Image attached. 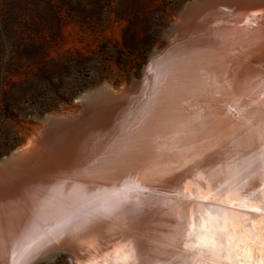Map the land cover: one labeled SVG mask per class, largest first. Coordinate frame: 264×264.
Returning <instances> with one entry per match:
<instances>
[{"label":"snow or ice","instance_id":"snow-or-ice-1","mask_svg":"<svg viewBox=\"0 0 264 264\" xmlns=\"http://www.w3.org/2000/svg\"><path fill=\"white\" fill-rule=\"evenodd\" d=\"M256 15L250 14L244 24L254 25ZM215 35L229 39L226 34ZM206 51L189 40L173 39L167 59H157L149 66L150 93L129 105L118 135L83 167L55 173L50 184L34 185L28 193L32 216L22 229H6L0 223V264H31L62 237H100L109 224L119 230L118 238L111 246L102 241L109 250L99 258L95 253L89 255L85 264H264V77L238 85L242 91L232 97L225 113L243 121L247 128L239 138L243 151L235 140L229 143V136L208 133L221 119L213 109L208 110V116L197 112L153 120L157 104H165L172 113L182 111L178 104L181 96L209 86L199 59ZM211 86L221 87L215 77ZM223 86L232 87L228 80ZM242 99L250 103L239 107ZM161 136L167 141L164 153L155 146ZM189 137L196 143H187ZM102 138H92L91 148L84 150L95 152ZM215 157L219 159L213 164ZM128 168L136 169L135 174L124 175L108 188L81 182L107 178ZM181 168L202 180L206 190L193 196L183 176L173 178L175 187L170 191L153 189L142 179L162 177ZM200 172H206L207 179ZM66 185L70 189L66 190ZM189 200L205 205L198 224L182 211ZM159 205L168 207L175 219L169 243L164 246L141 227L146 210ZM3 207L0 203V209ZM95 242L91 240L87 247L93 248Z\"/></svg>","mask_w":264,"mask_h":264},{"label":"bare ground","instance_id":"bare-ground-1","mask_svg":"<svg viewBox=\"0 0 264 264\" xmlns=\"http://www.w3.org/2000/svg\"><path fill=\"white\" fill-rule=\"evenodd\" d=\"M241 3L242 4L238 8L240 11L239 14H236V17L234 16L235 18L230 17L229 21H227L228 25H226L229 28H232L234 25L237 26L236 29L233 30L235 32L233 33L234 35L232 34L234 36L232 41L231 39L228 41V44H231V48H239L247 42V40H243V35L250 37L252 40H256L258 35H264V18H258L264 14V0H242ZM252 13L257 14L253 17L255 24L251 26L245 25L244 20ZM191 22L192 21H189L184 29H182L185 30L188 28V33L186 31V33H184L183 36H180L179 39L189 40L192 46L208 50L204 52L199 58L202 63L204 59L207 58V56L210 58L216 50L223 47L226 43L224 44V40L217 38L215 35V33H217L221 27H215V21H210L211 25L209 26L212 27H207L202 30L198 28L193 29V27H191L193 23ZM177 23H181L180 18L177 19ZM182 30L180 34L183 32ZM177 75H181V70H177ZM257 77L264 76L257 75ZM204 90L205 88L199 92H195L193 95L181 96L178 101L180 109L183 111L184 101L187 99V97H198L204 92ZM94 95H91L88 101L81 100L80 111L78 113V116H80L82 112H85L84 110H86L88 106H90L88 108H91L93 112L95 110L104 109L103 112L100 111L98 115L96 114V118H94L93 121L87 120L85 124L81 125H66L60 122H53L52 119H55L56 116H49L45 120L46 122L44 121V125H42L41 128L37 130V134L34 136L36 139L31 138L29 140L28 145L25 148L27 150L30 149L29 154L21 158H14L13 156L14 159L12 158L11 162H6V159L3 162L0 161V203L4 204L3 209H0V223H3L6 229L12 228L15 231H19L24 227L25 223L31 219L33 204L29 199L28 193L34 185L50 184L53 182V176L55 173L62 171L70 172L74 168L83 167L81 166L83 163L82 161L86 154L89 153V151H85L84 149L86 147L91 148L90 140L97 137L98 135L105 136V130L99 128H102V124L106 121L107 117L114 113L112 110L107 111L105 109L113 108L117 101L111 100V97L113 96V89H111L108 85L104 86ZM253 99H258V97H253ZM245 102L247 104L250 103L249 100L242 99L239 107H244L245 105L243 106V104H245ZM161 105L160 106L162 108L159 107V110H157L156 114L162 117H167V111L169 114H171L169 110L166 111V108L168 109L166 105H163V103ZM250 110L251 109H249V111ZM180 113L181 111L173 113L171 118H183V113ZM154 117L158 116L155 115L153 118ZM161 119L157 118L156 121H162ZM245 131H247V128L244 127L243 121H236L235 119L229 122L227 130V133H230L229 137L231 138L229 143L231 140H235L237 144L241 146V151H243L244 145L243 141L239 138L242 137ZM233 133L235 135H233ZM212 151L216 152L219 151V149H213ZM205 155L208 156L211 155V153H206ZM216 159H219V157L214 158L213 164L215 163ZM133 171L134 172L131 174L134 175L136 169ZM189 173H187L188 178L194 179L195 182L190 180L188 187L192 189L194 188L193 190H195L197 193L205 191L207 186L203 183V181L200 180L194 173ZM200 175H203L205 179H207L206 172H200ZM94 179L95 178L82 179L81 182L91 186L92 180ZM110 179L113 181L115 179L119 180V176H111ZM65 188L66 190L70 189V185H66ZM204 207L205 206L196 207L195 211L193 209L190 211V215L187 214L192 219L193 223H199V215L203 211ZM152 211L149 213L155 214V212H157ZM163 215L164 214H161L160 217H164ZM146 221L147 219L142 217V229L143 226H145ZM174 223L167 224L162 218H159L157 221H155V227L158 229L156 230V234L152 235L158 245L164 246L169 243L168 234L170 231H165V229H167V226L172 228ZM119 234L120 232L118 229L109 225L106 228L104 235L100 237H83L78 240L65 236L56 243H53L47 248L43 249L37 256H47L54 258L58 256V254H56V252L49 253L51 249H62L64 247L72 246L73 253L75 252L74 254L76 255L74 257L75 264H85V260L89 255L95 253L96 257L99 258L104 252L109 250V248L106 247L105 243L102 241L107 242V244L111 246L113 239H115L116 235ZM148 236L151 238V235ZM93 239L96 241L95 245L93 248L89 249L87 247L88 242ZM36 260L37 259H33L31 264H35Z\"/></svg>","mask_w":264,"mask_h":264},{"label":"water","instance_id":"water-1","mask_svg":"<svg viewBox=\"0 0 264 264\" xmlns=\"http://www.w3.org/2000/svg\"><path fill=\"white\" fill-rule=\"evenodd\" d=\"M241 1L242 0H194L183 7V9L177 14L174 22L163 32L162 45L159 47V49L156 50L155 48L151 52V54L147 59L146 64L142 69L140 77L132 80L125 87L113 89V96L111 97V100H116L117 102L115 103L113 108L110 107L111 109L106 108L105 110L107 111L112 110L114 113H112L109 117H107L106 121L102 124V128H99L105 130V136H102L103 138L99 141V143L96 144L95 152H89L88 154H86L85 158L82 161L83 163L81 164V166H84L88 162V160L92 158L93 155H98L103 150L104 146L108 144L112 139H114L116 135H118L120 131V121L128 112L129 105L133 102V100L139 99L142 94L147 95L148 93H150L152 86V74L148 71L149 66L153 65L154 61H156L157 59L160 58H163L165 60L167 59V54L169 50L172 48L173 39L183 36V34L186 33V31L188 33V28L182 30L188 24V22L192 21L191 23L193 24L191 27H193V29L198 28L202 30L207 27L208 28L212 27L209 26L211 25L210 21L211 20L215 21L216 22L214 25L215 27L219 28L221 26L220 29L217 31V33L226 34L229 37V39H231L232 41L234 37L233 33L235 32L233 30H235L237 26L234 25L232 28H229L226 25H228L227 21H229L230 17H234V16L236 17V14H239L240 11L238 8L242 4ZM207 17L210 19H208ZM178 18H180L181 20L180 24L177 23ZM258 18L261 19L264 18V14H262ZM181 30L183 31L182 34H180ZM229 39L224 40V44L225 43L226 44L220 49L216 50L210 58L207 56V58L204 59V61L202 62V66L205 69L203 75L207 77L209 86L205 88L204 92L200 96L198 97L190 96L189 98L187 97V99L184 101L183 111H181L180 113V114L183 113L184 116H188L200 112L203 116H208L209 115L208 110L213 109L214 114L220 116L221 119L218 121L216 125L208 129V133L211 135H216L217 133H221L224 136L230 135V133H227L229 122L235 119L233 118L232 114L229 113L228 115H225V113H227L228 105L231 104L232 97L234 95H239L242 91V89L237 86L243 84L245 80H249L254 77H257V75L264 76V35H258L256 37V40L255 39L252 40L250 39V37L243 35V40H247V42L244 43L239 48L236 47L231 48V44H228ZM213 77H215L217 83L221 85L219 89L211 86V81ZM224 80H228L232 87L227 88L223 86ZM104 86L106 85H103L100 88L94 90H90L85 94L81 95L78 99L79 104L81 100L88 101L91 95H94L95 93L99 92ZM146 89L148 90V92L145 91ZM217 91H219V95L216 94ZM161 104L160 103L157 104L154 108L155 112L153 111V116L155 115L158 116L153 118L154 121H156L157 118L158 119L162 118L161 119L162 121H164L165 119H170L173 114L169 110V108L168 109L166 108V111L169 110L171 114H169V112L167 111L168 114L167 117H162L156 114L157 110H159L158 108L162 106ZM246 104L247 103L245 102L243 106ZM88 107L86 108V110H84L85 112H82L80 116H78V114H74V115L68 114L64 116H59V115H49V116H54V117L56 116L55 119H52L53 122H57V123L60 122L66 125L69 124L81 125V124H85L87 120L93 121L94 118H96L95 117L96 114L98 115L100 111L103 112L104 110V109H100V110H95L93 112L91 108ZM49 116H46L42 120V122L45 121ZM72 116H74L76 119ZM61 118H65V119H61ZM205 123H207V121H205ZM187 143H196V141L193 140L191 137H189L187 139ZM166 144L167 141L164 139L163 136H161L160 138L157 139L155 146L159 148L161 153H164L167 151ZM26 146L27 144L23 149L9 156H5L1 158L0 161L3 162L6 159L7 160L6 162H11L13 156L14 158H18V157L21 158L23 156H26L30 152V149L28 150L25 149ZM181 146L184 145L182 144ZM161 162L165 163L166 161H161ZM133 170L134 168L124 169L115 175L119 176V180H120L123 178L124 175L131 174L132 172H134ZM187 173H189L188 168H181L179 169V171L172 172L169 175H165L162 177H142V179L147 186L153 189L159 191H165V190L170 191L172 190V188L175 187V184L173 183L174 177L183 176L184 183L187 186L190 180L194 181V179L188 178ZM110 177L95 178L94 180H92L91 186L92 187L100 186V187L108 188L112 183L119 181L116 179L113 181L110 179ZM193 189L189 188V192L192 193L193 196H195L198 193ZM199 206L202 207L205 205L203 203L196 202L195 200H189L185 202L182 211H185L187 214L190 215V211L192 209L195 211L196 207ZM152 210L157 212H155V214L149 213ZM161 214H164L163 215L164 217H160ZM143 218L147 219V221L145 222V226H143V229L148 235H151L152 239H154L153 235L156 234V230L158 229L157 227H155V221H157L159 218H162L167 224L168 223L172 224L175 221L174 217L170 214L169 208L163 205H160L159 207H157V209L155 207L149 209V211L147 210V215L143 216ZM171 230L172 228L168 226L167 229H165V231L168 232ZM118 236L119 235H116L117 238ZM72 249H73L72 246L64 247L62 249L54 248L51 249L49 253L56 252V254H58L59 256H66L71 264H75L74 257L76 255L74 254L75 252L73 253ZM35 259H37L35 264H40L44 261H48L53 258L47 256L46 257L37 256V258Z\"/></svg>","mask_w":264,"mask_h":264},{"label":"trees","instance_id":"trees-1","mask_svg":"<svg viewBox=\"0 0 264 264\" xmlns=\"http://www.w3.org/2000/svg\"><path fill=\"white\" fill-rule=\"evenodd\" d=\"M5 1H38V0H0ZM53 1V0H50ZM98 4V25L108 28L113 24H125L122 41L112 48L107 44L99 46L91 58L77 52L68 56L66 61L60 57L52 59V52L60 46L64 38L62 31L65 21L56 12L58 33H44L35 20H20L13 26L4 20L3 11L0 19V125L3 121H15L18 124L27 123V119L35 115L43 116L53 111V108L42 105L40 92L55 87L56 81L64 87V79L72 71L77 73L92 71L100 62L108 64L115 60L121 69L133 68L138 73L146 63L150 51L158 43L161 20L170 10H178L189 0H95ZM147 1L150 3L148 4ZM159 14L157 23L151 25L153 15ZM3 24V25H2ZM138 26L143 36L138 35ZM134 62H127V59ZM137 59V60H136ZM126 60V61H125ZM137 62H136V61ZM129 73V71H127ZM88 87L83 86L81 90ZM61 89V88H60ZM66 91V90H65ZM71 92L73 99L76 92ZM69 92V93H70ZM40 111L35 113V110ZM18 142L0 147V157L16 148Z\"/></svg>","mask_w":264,"mask_h":264},{"label":"rangeland","instance_id":"rangeland-1","mask_svg":"<svg viewBox=\"0 0 264 264\" xmlns=\"http://www.w3.org/2000/svg\"><path fill=\"white\" fill-rule=\"evenodd\" d=\"M192 1L194 0L187 1L174 12H171L170 10L167 12L168 15L164 20H161V26L157 27V30L160 33L158 43L153 47L149 55L155 48L159 49L162 45L163 32L174 22L177 14L183 9V7ZM147 3L149 4L150 2L147 1ZM2 11L5 18L4 20H6L9 25L13 26L16 21L19 22L20 20H35V23L38 24L37 26L41 31L43 30L44 33H47V36L49 31L58 33V22L54 17L56 12L59 13L61 16L60 18H63L62 21H65L62 28L64 38L60 41V46L52 52L51 57L52 59H58L60 57V59L62 58L65 61L70 54L75 56L77 52L91 58L93 53H95L102 44H107L112 48L116 43L122 41L123 29L125 27V24H113L108 26L107 29L99 26L97 21L99 10L98 4L95 0L5 1L0 3V17ZM158 17L159 14L157 16V13L153 15L151 25L157 23ZM138 35L139 37L143 36V31L139 26ZM127 60V62H134L131 58ZM142 69L139 70L138 73H136V70L133 68H125L123 70L118 64H116L115 60H111L108 64H102L100 62L90 72L84 71L77 73L76 71H72L69 76L65 77L63 81L64 87L61 82L56 81V86L54 88L49 87L40 92L42 100H39L42 104L40 105L42 109L51 107L54 109L53 111L48 112L43 116L35 115L28 118V122L21 125L15 121L1 122L0 147H8V145H12L15 141H19V145L16 148L11 149L4 156L0 157V159L23 149L26 144L28 145L29 140L35 138L34 136H36L37 130L44 125V121L42 122V120L46 116L78 114L80 111L78 99L81 95L90 90L100 88L103 85H108L111 89L125 87L132 80L140 77ZM127 71H129V73H127ZM83 86L88 88L78 92ZM70 91L77 93L73 99L71 98ZM38 111H40V108H37L35 113ZM40 264L71 263L66 256L58 255L53 259L44 261Z\"/></svg>","mask_w":264,"mask_h":264}]
</instances>
